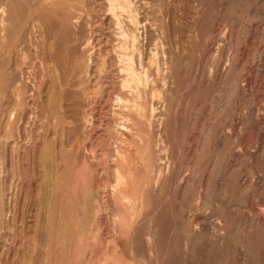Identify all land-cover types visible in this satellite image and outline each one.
<instances>
[{"label":"bare ground","instance_id":"bare-ground-1","mask_svg":"<svg viewBox=\"0 0 264 264\" xmlns=\"http://www.w3.org/2000/svg\"><path fill=\"white\" fill-rule=\"evenodd\" d=\"M153 1L155 2L156 0H153ZM169 1H171V0H168V2ZM186 1L187 0H185V2ZM143 2L145 3V0L144 1L143 0H0V84L5 79V76H4L5 75V69L10 63L11 53L15 52V50L17 49L18 46H21L23 49H24V47H26L27 50H29V56L31 55L32 58H37L41 64L43 63L45 65V68L43 69L45 72L44 73L45 78L43 76L42 82H44L45 85L47 86V90L50 92L51 96H54L56 94L59 95L58 100H57V98L54 97L55 98L54 99L52 97L53 101L56 102V104H57L56 108L53 109L55 111L54 112L52 111L53 113L50 114V113H48V111H46L47 113H44L45 111L44 112L41 111V113H40L41 116L45 118V120L53 121L51 123H54L56 125V127H59L62 130L61 135L63 137V138H61V141H59V139H57L60 142V144H59L60 146L58 148H56V147H55L56 149L51 148L52 143L51 144L49 143L50 145H46L45 148L42 149V151L45 154L43 161H45L44 163H45L46 167L43 166L42 163L40 162L41 165L43 166V168L45 167L44 169H46L45 171H43L44 177L41 176V178H44L42 186L45 189L44 194H46L45 199H44V201H45L44 203H46L47 205L53 204V208H52L53 212H50L51 210H49V213H47L49 215H51V213L53 214L50 217V219L53 217V219H52L53 223L50 227L49 226H48V228L46 227L47 233H45V234L48 236L47 238L49 241V243H48V241L46 240L47 243L49 244V247L45 251V260H46L45 263L46 264H105L107 262V259H108L107 247H108V245H110L109 243L112 239H113L112 241H115L114 246L117 248V251L115 253L116 264H126L129 260H132V262L133 261L137 262L136 264H177L175 252L181 251V244L178 242L177 238L170 241V238H171L170 235H171L172 230L174 231V229H175L177 231V233L179 232L180 234H182L183 237H185L187 246H191L192 245L191 243L198 240L199 234H202V232H205V231L207 232V229L205 228V226H203L202 223H198L197 220H194L192 214H188L186 217V220H184V222L182 224H179V226L176 225L175 228L171 230V225H172V217L171 216H172V211L174 209V205L171 204L170 202H168V200H167V202H164L165 198L164 199H161V198H162V196H164V194H166L168 192V186L169 185L172 186V184H175L176 189L173 191L176 192V194L179 193L182 199L188 198L189 194L191 196V192L194 188L193 180L191 179V177H188L185 173L181 174L179 172V170L178 171L175 170L176 171L175 172L172 169V166L169 167V163L166 160V158L164 156L163 157L161 156V152L165 149V147H163L164 149L162 148V143H161L162 141L159 139V137L156 138V135H154L156 131L152 130V132H151L149 129L148 135L145 138L143 128H141L142 124L140 125L141 122H146L149 126H151V124L153 123V119H154L153 118L154 113L157 111V109L159 111L160 104L163 105L164 102H166L169 106H172L175 98L173 96H170V95L168 96L165 93L166 90L164 92V90L161 89V87L163 88V87H166L167 85H169L166 88H170L171 86L175 85L176 90H175V88H174V90L177 92L180 89H182L183 87H185V86H183L184 85V79L187 76L186 72H185V75H182L180 73V71L178 72V71H176V69L174 70L173 66L169 67V66H167V64L165 66H167L166 68L169 67L168 69H166L165 71H162V69H163L162 68L160 70L158 68V66L163 67V66H161L163 63H160L159 59H158V62L161 65L159 63H157L156 58H155V53H154L155 48H153L154 50L152 49L153 51L150 50V52L149 51L147 52V53H150L149 55L146 53V58L148 56H150V57L148 60H145V51H144V42H143L145 35L141 37L142 33L140 30L146 26V22H147V26H148V21H149L150 17L148 18L145 15V14H147L146 13L147 10H145V6H143L144 5ZM154 2H153V4H154ZM169 3L171 4V2H169ZM186 3H188V1ZM175 4H177L176 1H175ZM181 4H182V2L180 3V5ZM147 6H148V3H147ZM148 7H150V5ZM152 7L154 8V6H151V8ZM178 7L180 8V6H178ZM182 7L184 8V6H182ZM187 8H191V6L190 7L187 6ZM193 8L195 9L196 7H192V10H193ZM200 8H202V7H200ZM196 9H195V11H196ZM220 9H221V7H220ZM247 9H249V8H247ZM180 11H181V9H180ZM193 11H191V12H193ZM197 11H199V10L197 9ZM197 11H196V13L199 14V12H197ZM149 12H152V11L149 10L148 13ZM186 12L188 13V11H186ZM178 13H179V11H178ZM189 13H190V11H189ZM204 14H206V13H204ZM210 14H211V12H210ZM187 15L185 16V18L187 17ZM179 16H181V15L179 14ZM182 16H184V15H182ZM190 16L191 15H189V17ZM204 18H202L204 21H202L201 23H198L196 19L191 20V18H190V20H191L190 25H192V27L198 31V33L195 35L196 37L194 39L191 38L192 46L195 45L197 48H200L203 50V49H206V46L212 44L213 42H218V44L223 45L226 41V39H225L226 34L225 33H226V30L228 29L227 28L228 25L227 26L224 25L221 27L217 24L218 22H216L211 16H210V18H208V17H207V19L205 18L206 20ZM231 18H232V16H231ZM232 19H234V18H232ZM198 21H199V19H198ZM149 22L151 23V21H149ZM152 22H154V21H152ZM155 22L157 23V21H155ZM223 22L225 23V21H223ZM169 23H171V20ZM179 23L181 25V22H179ZM188 23H189V21H188ZM6 24H7V26H6ZM159 24H160V22H159ZM228 24L231 25V22H228ZM230 25L228 27H230ZM11 27H13V28H11ZM165 27H166V25H165ZM150 28H153V27H150ZM172 28L173 27H171V29ZM248 28H250V26ZM17 29H18V31H17ZM151 31H152V29H151ZM228 31H231V29L229 28ZM147 32H149L148 29H147ZM171 32H173V31H171ZM245 32H244V34H245ZM158 33H159V31H158ZM174 33L175 32H173V34ZM177 33H179V32H177ZM148 34L146 36H148ZM160 34H162V33H160ZM227 34H228V32H227ZM151 35L153 36L154 34L152 33ZM178 35H180V33ZM178 35H177V37H178ZM185 35H186V33H185ZM186 36H188V35H186ZM262 36H263V34H262ZM149 37H150V35H149ZM149 37H148V40H149ZM175 37H176V35H175ZM226 37H228V36H226ZM182 38L184 39V37H182ZM244 38H245V36H244ZM185 39L183 41L184 43H186ZM146 41H147V39H146ZM157 41H158V39H157ZM157 41H156V43L154 42V44H157V45H155V47L156 46L159 47L158 43H161V42L157 43ZM245 41H244V43H245ZM149 43L152 44L151 42H149ZM171 43L173 44L174 42H171ZM173 45H175V44H173ZM214 45H216V44H214ZM158 47L156 49L159 50L160 47L159 48ZM187 47L188 46H186V48ZM238 47H239V45H238ZM164 48H166V47H164ZM181 48L182 47H180V49ZM215 48H217V47H215ZM23 49H21V50H23ZM147 49H148V47H147ZM147 49H145V50H147ZM184 49L185 48H183V51H184ZM229 49H231V46ZM158 50H157V52H158ZM171 50H172V48H171ZM260 50H261V48H260ZM231 51H232V49H231ZM19 52H21V51H19ZM24 52H27V51H24ZM163 52L165 53V51H163ZM213 52H216V51H213ZM174 53H175V51H174ZM26 54H28V53H26ZM206 54H205V56H206ZM159 55L160 54L158 52V56ZM158 56H157V58H158ZM183 56H184V54H183ZM187 56H188V53H187ZM235 56H236V54H235ZM240 56H241V54H240ZM160 57L162 58V56H160ZM189 58L191 59V57H189ZM200 58L201 57H199V59ZM199 59L197 60V62L199 61ZM253 59H254V57H253ZM32 60H34V59H32ZM189 60H188V62H189ZM34 61H36V59ZM160 61H161V59H160ZM162 61H164V60H162ZM190 62H192V61H190ZM16 64H18V63L16 62ZM210 64H212V63L210 62ZM173 65H174V63H173ZM206 65L207 64H205V63L199 64V62L196 64V66H193V64H189L188 65V72H187L188 76L191 77V79H194V78H196V76L198 74L202 75ZM40 66H42V65H40ZM31 67L33 68V66H31ZM37 67L39 68V66H37ZM209 67H208V69H210L211 72L212 71L214 72L213 75L215 77L219 76L222 78L224 76L225 72L237 70L238 64L233 61V58L226 51V53L223 55V57L216 60L215 63ZM244 68H246V67H244ZM249 68H250V66H249ZM164 69H165V67H164ZM21 70L18 69L19 73L21 72ZM40 70H42V69H40ZM43 70H42V73H43ZM158 70L161 71V76H158L159 75ZM211 72H208V74ZM13 73H16V72H13ZM29 73H30V71H29ZM37 73H38V71H37ZM233 73L234 72H232V74ZM12 75H14V74H12ZM35 76H37V75H35ZM204 79H205V77H204ZM218 80H219V78H218ZM33 81H35V79H33ZM194 83L191 82L192 85ZM231 83H232V86H231ZM231 83L229 82L227 84L228 85L230 84V87H232L233 92L235 91V92L240 93V94L241 93H247L246 90L250 89L249 86H248V89L245 88V84L242 81L241 77H239V76L235 77ZM30 84H32L34 86V84L32 82ZM192 85L189 86V89H191L190 87ZM28 86H30V85H28ZM41 88L42 87H40V89ZM12 90H13V88H12ZM170 91H172V90H170ZM183 91L185 92L184 89H183ZM183 91H181V92H183ZM232 91L230 93H232ZM248 91H250V90H248ZM167 93H168V89H167ZM39 94H41V93H39ZM247 94H249V92ZM231 95L232 94H229L228 96H231ZM49 96H47V99ZM180 96H182V94ZM188 97H190V95ZM225 97L227 98V96H225ZM262 97L264 98V96H262ZM44 98H46V97L44 96ZM49 98H51V97H49ZM226 98H225V100H226ZM202 101H204V100H202ZM178 102H179V99H178ZM95 103H97V104L100 103L99 107H102L101 103L103 105L105 104L106 108L108 109L107 113L109 114V119H110L109 122H110L111 130L108 129V127H110V126H108L107 129L110 130L109 131V134H110L109 138H111V140H113L114 144H115L114 149L112 146L113 151H115V156L114 155L112 156V159H114V157H115L114 168L110 164L112 166V169H113V175H112L113 178H111V179H113L112 180L113 183L111 185V188H109L110 190L108 191V197H107L108 199L105 197L108 200V202H106V203L109 204V205L107 204L108 205V208H107L108 209V216H107L108 221L105 222V226H106L108 231L107 230L105 231V235H106V232L110 233V237H106V236H108V234L105 236L104 233H102V232H104V230L101 231L102 224H100V223L104 222L105 220L102 219L104 221L99 222L98 219L102 218V217H99V218L97 217L98 216L97 214L100 211V209L101 208L103 209V207H101L103 204L102 203L103 198L101 199V197L104 193L103 191H100V187H102V186L99 184V183H101L103 177H102L101 181L99 182L100 179L98 180V176H97L99 170L102 167H100L101 165L99 164L100 169L97 170L95 168L96 165H94V163L98 159V157H97L98 155L95 156V157H97V159L93 163V165L90 163L87 164V167H88L87 172L88 173L83 172L82 171L83 169H81V172L83 174H81V176H79V172H77V170L79 171V166L81 164L83 165V164L87 163L86 162L87 159L84 156H83L84 159L82 158L81 147L85 146L84 144L86 141V133H89V132H87V126H88L87 123L89 121L91 122V120L93 119V117L91 119L90 115H91V111H92L91 107ZM225 103H227V101ZM35 104H37V103L35 102ZM179 104H180V102H179ZM183 104H184V102H183ZM221 105H223V103H221ZM216 106H217V104H216ZM33 107H35V105ZM211 107L213 108V106H211ZM255 107H256V105H255ZM22 108H23V106H22ZM48 108H49V105H48ZM94 108H95V106H94ZM18 109H20V108H18ZM93 110H96V109H93ZM175 110H177V109L174 108V111ZM218 111L219 110H217V112ZM104 113H105V111H104ZM104 113H100V114H103L105 117ZM234 113H236V111ZM255 114H257V113L255 112ZM229 115H231V114H229ZM248 115L250 116V114H248ZM173 116H172V118H173ZM253 116L254 115H252V118H253ZM39 117H36V118H39ZM157 117H158V115H157ZM163 117L161 116V119L162 118L165 119V116H163ZM212 117L214 118V116H212ZM177 118H178V116H177ZM252 118L250 116L249 120L254 121V119H252ZM244 119H245V116H244ZM255 119H257V118H255ZM32 120H33V118H32ZM99 120H98V123H99ZM169 120L170 119H168L167 123L169 122ZM177 120H179V119H177ZM240 120H241L240 116H238V115L232 116V117L228 118V123L231 125L232 123H234L236 121L240 122ZM247 120H248V118H247ZM223 121L225 123V119ZM100 122H101V120H100ZM103 122H107V121L104 120ZM161 122H159V123L161 124ZM191 122H193V120ZM263 122H264V120H263ZM43 123L44 122H42V125H43ZM164 123H162V124H164ZM173 123H175V121ZM252 123H255V122H252ZM210 124L211 123H209V125ZM216 124L217 123H215V125ZM98 125H100V124H98ZM98 125L95 124V127L96 126L98 127ZM106 125H108V124H106ZM52 126H53V124H52ZM170 126H171V124H170ZM178 126H179V123H178ZM178 126H177V129L179 128ZM93 127H94V125H93ZM104 127H106V126H104V124H103L102 128H104ZM226 129L230 130L231 128L228 129L226 127ZM207 130L208 129L206 127V131ZM92 131H93V129H92ZM157 131H158V129H157ZM214 131H216V130H214ZM43 132H44V130H43ZM103 132H104V130H103ZM59 133H61V131ZM100 133H102V132H100ZM192 133H193V131H192ZM97 134L102 135L103 133L99 134L97 132ZM39 135H37V137ZM98 135L95 137L98 138ZM181 135H183V134H181ZM203 135L204 136H202L201 140L205 139L203 141L207 142L202 147L203 151L207 152L209 149L213 150L214 146L212 147V144L210 142L211 136L209 135V131L205 132ZM226 135L223 134L220 137V139L218 138L220 140L219 142L222 143L221 146H223L227 143V139H226L227 136ZM183 136L185 138V135H183ZM195 136H197V135H195ZM195 136L192 137L193 140H195L194 139ZM198 136H200V135H198ZM34 137L36 140V136H34ZM34 137H32L31 140H33ZM58 137L60 138V136H58ZM88 137L89 136L87 135V139H89ZM217 137H218V133H217ZM228 137L230 138L231 136H229V134H228ZM46 138L44 139L45 141H46ZM49 138L51 139V137H49ZM41 139H42V137H41ZM91 139L93 141V137ZM99 139H101V138H99ZM168 139H169V137H168ZM180 139H181V137H180ZM180 139L178 141L181 142ZM169 140H171V139H169ZM183 140H185V139H183ZM183 140H182V142H184ZM52 141H53V137H52ZM107 141L109 142V139H107ZM173 141H174V139H173ZM230 141H232V140H230ZM47 142H50V141L47 140ZM98 142H99V140H98ZM102 142L100 141L101 145L98 144V145H100V147L102 146ZM104 142H106V139L104 140ZM180 142H178V144L175 143L177 149L179 147L177 145H179ZM182 142L180 143L181 145H183ZM31 143H33V141ZM109 143H111V142H109ZM194 143H196V141ZM231 143H234V142L232 141ZM42 144L43 143H41V145H40V141H39V145L42 146ZM45 144L46 143H44V145ZM193 144L191 141V148L193 147L192 146ZM31 145L33 146V144H31ZM66 145H67V147L69 146V148L72 147L75 150V151L74 150H72V151H74V153L76 155H74V153L69 151V148H67V149L64 148ZM91 145H92V142H91ZM170 145H172V144H170ZM232 145L233 144H231L230 146L232 147ZM36 146H37V143H36ZM93 146L96 147L95 142H94ZM228 146H229V144H228ZM2 147H3V145H2ZM176 147L174 148V152L176 150ZM39 148L41 149L42 147H39ZM89 148L91 149V147H89ZM92 148H94V147H92ZM166 148H168V147L166 146ZM180 148L181 147H179V149ZM35 149L38 150V148H36V147H35ZM225 149H227V148H225ZM236 149L237 148H235V150ZM238 149H239V147H238ZM241 149L244 150V147L243 148L241 147ZM102 150H104V149H102ZM30 151L31 150H29V154L31 155ZM84 151H85V149H84ZM106 151L107 150L102 151V152L107 153ZM109 151H111V150H108V154L111 156L112 153H109ZM182 151H183V149H182ZM192 151H193V149H192ZM164 152H166V151L164 150ZM226 152H227V150H226ZM166 153H164V155H166ZM175 153H173V154H175ZM192 154H193V152H192ZM208 154L209 153H207V157H208ZM238 154H239V152H238ZM32 155H31V157H32ZM37 155H40L41 157L43 156V154L42 155L36 154L34 156H37ZM63 155H66L64 157H68V160L70 159V161H71L69 164H65L64 166L61 165V161L64 159ZM94 155H95V153H94ZM196 155H198V154H196ZM190 156H191V152H190ZM195 156H194V158H195ZM243 156L245 157V155H243ZM33 157H32V159H33ZM103 157H104V155H103ZM221 157H223V156H221ZM225 157H227V156H225ZM42 158H41V161H42ZM87 158H88V156H87ZM174 158L176 160V157H174ZM183 158H184V156H183ZM217 158H219V157H217ZM101 159H102V157H101ZM220 159H219V161H220ZM34 160L35 159H33V161ZM21 161H23V160H21ZM98 161H101V160L99 159ZM219 161H217V162L213 161L214 162V163L212 162L213 166L220 167L221 162L218 163ZM251 161H252V159H251ZM37 162H39V161H37ZM107 162H110V161H107ZM107 162H105V163H107ZM196 162L197 161H195V163ZM101 164H102V162H101ZM34 165L35 164H33V166ZM184 165H185V163H184ZM190 165H193V164L190 162ZM202 165H203V163H202ZM10 166H12V164ZM31 166H32V163H31ZM174 166H175V164H174ZM197 166H198V164H197ZM221 167H222V165H221ZM253 167H254V165H253ZM106 168H107V166H106ZM106 168H105V170H106ZM196 168L197 167H195V169ZM8 169H10V168H8ZM190 169H192V168H190ZM211 170L213 171V169H211ZM166 171L168 172V175L164 174ZM105 172L107 173V170ZM207 172H209V171H207ZM13 173H14V170H13ZM186 173H187V170H186ZM110 174H112V172ZM13 175H12V177H13ZM99 175L101 176L102 174L99 173ZM207 177H208V174H207ZM252 177L254 178L255 176L252 175ZM12 179L13 178H11V180ZM198 179H197V181L201 183L203 181L202 180L203 174H200L198 176ZM219 179H221V178H219ZM8 180H10V179H8ZM255 180H257V179H255ZM218 181H221V180H218ZM104 182L107 183L105 180H104ZM104 182L102 184H104ZM207 182H208V180H207ZM219 185H222V184H219ZM249 186H250V184H249ZM109 187H110V185H109ZM172 187H170V188H172ZM209 187L210 186L208 183H206L205 188L202 187V185H199L198 190H197L195 197H194L196 200V203H199V202L202 203V201L204 200V196H206L208 193ZM210 189H212V188H210ZM224 190H225V188H224ZM100 192H103V193H101V195H100ZM201 199H202V201H199ZM240 199H242V197ZM261 200H262V198H261ZM50 201L52 203L49 204ZM163 203H164L163 208L160 211H158L160 204H163ZM104 205H105V203H104ZM226 205H227V202H226ZM81 206H83V207H81ZM47 208H49V206ZM104 208H105V206H104ZM228 209H230V208H228ZM105 210H106V208H105ZM103 211L104 210H102L101 212H103ZM0 213H2V212L0 211ZM232 214H234V213H232ZM79 216H82V217L79 218ZM210 219L211 218H209V220ZM243 220H245V219H243ZM243 220H242V222H243ZM51 222H50V224H51ZM223 222H221V223H223ZM254 223H256V222H254ZM246 225H248V223ZM5 227H7V226H5ZM238 227H240V226H238ZM243 230H245V228L241 229V233ZM211 231L214 233L213 238H212V242L213 243L220 242L222 237H223V233L225 231L224 227L219 224V226L217 228L211 229ZM239 236H240L239 239H241V234ZM172 237H175V236L172 235ZM249 237L250 236L248 235V238ZM11 239L13 240V238H11ZM235 239L236 238H234V242H235ZM244 240H246L245 235H243V241ZM46 241H45V243H46ZM48 244H46V245L48 246ZM90 244H91V246H90ZM245 245H246V243H245ZM245 245H244V247H245ZM108 248H110V247H108ZM112 253L113 252L111 251V254ZM43 254H44V252H43ZM191 254H192V252H191ZM109 257H111V256H109ZM115 257H113V258H115ZM257 258H259V257H257ZM242 259H243V257H242ZM241 263H243V262H241Z\"/></svg>","mask_w":264,"mask_h":264},{"label":"rangeland","instance_id":"rangeland-1","mask_svg":"<svg viewBox=\"0 0 264 264\" xmlns=\"http://www.w3.org/2000/svg\"><path fill=\"white\" fill-rule=\"evenodd\" d=\"M175 1L177 4H175ZM187 1H188V3H186ZM187 1L185 2V0H171V1H169V2H171V4H170L168 2V0H158V1L156 0L155 2L153 0H145L146 4L143 2V4H144L143 6H145V10H147L146 13L148 14V15L147 14H145V15L148 18L150 17L149 21H151V23L147 20L148 26H147V22H146V26L140 30L142 33L141 37L145 35L144 39H143L144 40L143 42H144L145 60H148L150 57V56H148L150 53H147V52L148 51L150 52V50L155 48V50L154 49L153 50L155 53V58H156L157 63L160 62V63L164 64V65L163 64L161 65L159 63L161 66H163V67L158 66V68L160 70L163 68L162 71H165L169 67L173 66V69L174 70L176 69V71H178V72L180 71V73L182 75H185V72L187 74V76L184 79V85H183L185 87H183L179 91H177V92L175 91L176 90L175 85L171 86L170 88H166L169 85H167L166 87H163V88L161 87V89H163L164 92L166 90L165 93L168 96L170 95V96H173L175 98L172 106H169L166 102H164L165 105L160 104L159 111L157 109V111L154 113L153 118L155 120L153 119V123L151 124V126H149L146 122L140 123V125L142 124L141 128H143L145 138L148 135L149 129L151 132H152V130L156 131L154 135H156V138L159 137V139L162 141L161 142L162 148L165 147V149L164 148L163 149L166 152L168 151L166 153L162 149L163 151L161 152V156L162 157L164 156L166 158V160L169 163V167L172 166V169L174 171L179 170V172L181 174L185 173L188 177H191V179L193 180L194 188L191 192V196L189 194L188 198L182 199L179 193L176 194V192L173 191L176 189L175 184H172L173 187L169 185L172 188H170L168 186V192L166 194H164V196H162V198H161V199L165 198L164 202H167V200H168V202H170L171 204L174 205V209L172 211V216H171L172 217L171 230L174 229L176 225L179 226V224H182L184 222V220H186V217L188 214H192L194 220H197L198 223H202V225L205 226V228L207 229V232L205 231V232H202V234H199V239L196 240L195 242L191 243L192 244L191 246H187L185 237H183L182 234H180L179 232L177 233V231L175 229H174V231L172 230V232H171L170 241L177 238L178 242L181 244V251L175 252L177 264H243V263L244 264H264V243H263L264 242V201H263L264 200L263 199L264 198V182H263L264 181V132H263L264 131V129H263L264 128V122H263V120H264V117H263L264 116V98L262 97V96H264V57H263L264 56V51H263L264 50V0H248V1L247 0H241V1L240 0H211V1L210 0H187ZM153 2H154V4H153ZM181 2L183 5L182 4L180 5ZM147 3H148V6L150 5V7L147 6ZM151 6H154V8L153 7L151 8ZM178 6H180V8ZM182 6H184V8ZM187 6L188 7L191 6V8H187ZM192 7H196L199 11H197L196 8L195 9L197 12H199L200 15L198 13H196L194 8H193V10H194L193 11ZM200 7H202V8H200ZM220 7H221V9H220ZM247 8H249V9H247ZM148 9L152 12L148 13V11H149ZM180 9H181V11H180ZM178 11H179V13H178ZM186 11H188V13L190 11V13L188 14ZM191 11H193V12H191ZM210 12H211V14H210ZM204 13H206V14H204ZM179 14L181 16L182 15H184V16L181 17V16H179ZM185 14L186 15L188 14L186 18H185V16H186ZM189 15H191V16L189 17ZM206 16L208 18H210V16H211L216 22H218L217 24L221 27L224 25L229 26L230 24H228V22H231L230 27L227 26V28L228 29L230 28L231 31H228V29H227L226 33H225L226 34L225 35L226 41L224 43L225 45L224 44L220 45V44H218V42H213L212 44L206 46V49H203V50L200 48H197L195 45L192 46L191 38L194 39L196 37L195 35L198 33V31L195 28H193L192 25H190L191 20L196 19L198 23H201L202 21H204L202 18L205 17L207 19ZM231 16L234 19H232ZM190 18H191V20H190ZM198 19H199V21H198ZM170 20H171V23H169ZM152 21H154V22H152ZM155 21H157V23ZM188 21H189V23H188ZM223 21H225V23ZM159 22L161 25L159 24ZM179 22H181V25ZM165 25H166V27H165ZM6 26H7V24H6ZM249 26H250V28H248ZM150 27H153V28H150ZM171 27H173V28L171 29ZM11 28H13V27H11ZM147 29L149 30V32H147ZM151 29H152V31H151ZM17 31H18V29H17ZM158 31H159V33H158ZM171 31L175 32L176 34L175 33L173 34V32H171ZM177 32H179L180 35H178L179 33H177ZM227 32H228V34H227ZM244 32L246 35L244 34ZM150 33L151 34L153 33L154 35L152 36ZM160 33H162V34H160ZM185 33L188 36H186ZM147 34H148V36H146ZM262 34H263V36H262ZM149 35H150V37H149ZM175 35H176V37H175ZM177 35H178V37L179 36L180 37L178 38ZM226 36H228L229 38ZM244 36H245V38H244ZM148 37H149V40H148ZM182 37H184V39L186 38L185 39L186 43L183 42L184 39ZM146 39H147V41H146ZM157 39H158V41H157ZM156 41H157V43L161 42V43H158L159 47L161 49L158 46L155 47V45H157V44H154V42L156 43ZM244 41H245V43H244ZM149 42H151L152 44H150ZM171 42H174L173 44H175V45H173ZM214 44H216V45H214ZM238 45H239V47H238ZM186 46H188V47L186 48ZM230 46H231V49L233 52L231 51V49H229ZM147 47H148V49H147ZM157 47L159 48V50L156 49ZM164 47H166V48H164ZM180 47H182V48L180 49ZM215 47H217V48H215ZM171 48H172V50H171ZM183 48H185L186 50L184 49V51H183ZM260 48H261V50H260ZM21 49H23V48L21 46H18L17 49L15 50V52L11 53L10 63L5 69V75H4L5 79L0 84V104H1L0 105V211L2 212V213H0V217H1L0 218V243H1L0 244V264H46L45 263L46 262L45 251L49 247V244H48L49 241L47 238L48 236L45 233H47L48 226L50 227L53 223V220H52L53 217L50 219L51 215H53V214L51 213V215H49L47 213H49V210H51L50 212H53V210H52L53 204L52 205L50 204V203H52L51 201L49 202L50 205H47L46 203H44L45 202L44 199H45L46 194H44L45 189L42 186L44 178H41V176L44 175L43 171L46 170V169H44L46 167V165L44 163L45 161H43L45 154L42 151V149L45 148L46 145H50L51 143H52L51 148H55V147L58 148L60 146L59 141H61V138H63V137L61 135L62 130L59 127H56V125L54 123H51L53 121L45 120V118L42 117L40 113H41V111L42 112L45 111L44 113H47L46 111H48V113H50V114L53 113L55 111L53 109H55L56 105H57L56 102L53 101V98L55 97L58 100L59 95L56 94L57 96L56 95L51 96L50 92L47 90V86L45 85L44 82H42L43 76L45 73L43 70L45 68V65L43 63L41 64L37 58H32L31 55H30L31 56L30 57L29 56V50H27L26 47H24L25 50L24 49L21 50ZM145 49H147V50H145ZM157 50L160 54L159 56H158ZM19 51H21V52H19ZM24 51H27V52H24ZM163 51H165V53ZM174 51H175V53H174ZM213 51H216V52H213ZM226 51L233 58V61L238 64V69L234 70V71L225 72L224 76L222 75L223 76L222 78L219 76L215 77L213 75L214 72L213 71L211 72L210 69H208V67L213 65L216 60L223 57V55L226 53ZM26 53H28V54H26ZM146 53L148 54L147 58H146ZM187 53H188V56H187ZM183 54H184V56H183ZM205 54H206V56H205ZM235 54H236V56H235ZM240 54H241V56H240ZM156 55L158 56V58ZM160 56H162L163 59ZM189 57H191V59ZM199 57H201V58L199 59ZM253 57H254V59H253ZM31 58L34 60L36 59V61L32 60ZM158 59H159V62H158ZM160 59H161V61H160ZM198 59H199V61H198L199 64L205 63V64H207L206 65L207 68L205 67L203 74L202 75L198 74L196 76V78H194L195 79L194 80L188 76V73H187L188 72V65L193 64V66H196V64L198 63L197 62ZM162 60H164V61H162ZM188 60H189V62H188ZM190 61H192V62H190ZM16 62L18 64H16ZM210 62L212 64H210ZM173 63H174V65H173ZM39 64L42 66H40ZM166 64H167V66H169L168 68H166L167 67V66H165ZM31 66H33V68ZM37 66H39V68ZM249 66H250V68H249ZM164 67H165V69H164ZM244 67H246V68H244ZM18 69L19 70L22 69L20 73H19ZM40 69L43 70V73H42V70H40ZM160 70H158V74H159L158 76H161ZM29 71H30V73H29ZM37 71H38V73H37ZM13 72H16V73H13ZM208 72H211V73L208 74ZM232 72H234L235 74L233 73L234 74L233 75ZM12 74H14V75H12ZM35 75H37V76H35ZM237 76L241 77L242 81L245 84L246 89H248V86H249L250 89H248V90H250V91L246 90L247 93L249 92V94H247V93H241L240 94V93H237L235 91L233 92L232 87H230V84L229 85L227 84L229 82L231 83L232 80ZM204 77H205V79H204ZM44 78H45V76H44ZM218 78H219V80H218ZM33 79H35V81H33ZM31 82L34 84V86L32 84H30ZM191 82H193V83L195 82V83L192 85ZM28 85H30V86H28ZM190 85H192L190 87L191 89H189ZM231 86H232V83H231ZM40 87H42V88L40 89ZM12 88H13V90H12ZM174 88H175V90H174ZM167 89H168V93H167ZM183 89L185 90V92L183 91ZM170 90H172L173 92ZM181 91H183V92H181ZM231 91H232V93H230ZM39 93H41V94H39ZM181 94H182V96H180ZM229 94H232V95L228 96ZM189 95H190V97H188ZM44 96L46 98H44ZM47 96H49L51 98L48 97V99H47ZM225 96H227L228 99ZM225 98H226V100H225ZM178 99H179L180 104L182 103L181 105L179 104ZM202 100H204V101H202ZM34 101L37 104L38 103L39 104L38 105L35 104ZM182 101L184 102V104ZM226 101H227V103H225ZM221 103H223V105H221ZM96 104L97 103L93 104L95 106V108L92 105V107H91L92 111H91V115H90L91 119H92V117H93V119L95 118L94 119L95 121L92 119L91 122L89 121L90 123L89 122L87 123V125H88L87 126V132L90 133L92 131V129H93V131L90 134L86 133V141L84 144L85 146L81 147L82 158L84 156L87 159L86 160L87 163L83 164V165L81 164L79 166V171L77 170V172H79V176H81V174H83L81 172V169H83L82 170L83 172L88 173L87 172V170H88L87 164L90 163L93 165V163L96 161V159L98 157V159L96 161L97 163L96 162H95L96 164L94 163V165H96L95 168L97 170H99L100 167H102L97 174L98 180L100 179L99 180V182H100L102 177H103V179L105 178L104 180L108 183V184L105 183L103 179H102L101 183H99L102 186V187H100V191L104 192V193L100 192V195H101V193H103V195L101 197V199L103 198L102 199L103 204L101 206V207H103V209L101 208L99 211L102 215L99 212L97 214L98 218L102 217V218L98 219L99 222H102L105 220L104 222L100 223V224H102L101 231L104 230V232H102V233H104V235H105V231L107 230V228L105 226V222L108 221L107 220L108 219V217H107L108 216V209L107 208L109 205L106 202H108L107 197H108V191L110 190L109 188H111V185L113 183L112 182L113 179H111V178H113L112 177V175H113L112 166L114 168L115 157H114V159H112V156L113 155L115 156V151H113L115 144H114V141L111 140V138H109V135H110L109 131L111 130V126H110V122H109L110 121L109 114L107 113L108 109L106 108L105 104L103 105L101 103L102 107H99L100 103L97 105ZM216 104H217V106H216ZM34 105H35V107H33ZM48 105H49V108H48ZM255 105H256V107H255ZM22 106H23V108H22ZM211 106H213V108ZM17 107L20 109H18ZM174 108L177 110L174 111ZM93 109H96V110H93ZM217 110H219V111L217 112ZM104 111H105V113H104ZM235 111H236V113H234ZM255 112L257 114H255ZM100 113H104L105 117L103 114H100ZM217 113L218 114L220 113V114L218 115ZM229 114H231V115H229ZM248 114H250L251 118H252V115H254L252 118V119H254V121L249 120L250 116ZM157 115H158V117H157ZM160 115L162 117L165 116V119H163L164 117L161 119ZM237 115L241 117L240 122L236 121V122L232 123L231 124L232 126H231L228 123V118H230L232 116H237ZM172 116H173V118H172ZM177 116H178V118H177ZM212 116H214V118ZM244 116H245V119H244ZM36 117H39V118H36ZM246 117L248 118V120ZM32 118H33V120H32ZM255 118H257V119H255ZM99 119L101 120L102 123L100 122ZM168 119H170V120L167 123ZM177 119H179V120L181 119V120L179 121ZM224 119H225V123L223 121ZM98 120H99V123H98ZM102 120L103 121L105 120L107 122H103ZM192 120H193V122H191ZM174 121H175V123H173ZM176 121L179 123V126H178V123ZM42 122H44L43 125H42ZM159 122H161V124ZM252 122H255V123H252ZM105 123L108 125H106ZM162 123H164V124H162ZM169 123L171 124V126ZM209 123H211L212 125L211 124L209 125ZM215 123H217V124L215 125ZM52 124H53V126H52ZM95 124L96 125L100 124V125H98V127L97 126L95 127ZM103 124L106 127L102 128ZM93 125L95 128L93 127ZM108 126H110V127H108ZM177 126L179 128L181 127L180 129L178 128L180 131L177 129ZM107 127L110 130H108ZM206 127L208 129L207 131H209V135L211 136L210 142L212 144V147L214 146L213 150L209 149L207 152L203 151V148H202L203 145H205L207 142L203 141L205 139L201 140L202 136H204L203 134L205 132H207ZM226 127L228 129H230V128L231 129L227 130ZM157 129H158V131H157ZM43 130H44V132H43ZM103 130H104V132H103ZM214 130H216V131H214ZM60 131H61V133H59ZM96 131L99 134H102V133L103 134L98 135ZM192 131H193V133H192ZM100 132H102V133H100ZM217 133H218V137H217ZM227 133L229 134V136H231L230 138L228 137ZM181 134L185 135V138ZM223 134L224 135L227 134L226 135L227 136L226 137L227 143L225 145L221 146L222 143L219 142L220 141L219 139ZM37 135H39L40 137L39 136L37 137ZM87 135L89 136L88 137L89 139H87ZM97 135H98V138L95 137ZM195 135H197V136H195ZM198 135H200V136H198ZM34 136H36V140L38 142L35 140ZM43 136L45 138L47 137L46 141L44 140L45 138ZM58 136H60V138ZM194 136H195V138H194L195 140L192 139V137H194ZM32 137H34L33 140H31ZM41 137H42V139H41ZM49 137H51V139ZM52 137H53V141H52ZM92 137H93V141L91 139ZM168 137L171 140H169ZM180 137H181V139H180ZM99 138H101V139H99ZM57 139H59V141ZM97 139L99 140V142ZM105 139H106V142H104ZM107 139H109V142H111V143H109L107 141ZM173 139H174V141H173ZM179 139L181 140V142L183 139H185V140H183L184 142H182L183 145L180 144L181 142L178 141ZM47 140L50 142H47ZM230 140H232L234 143H231L232 141H230ZM30 141L31 142L33 141V143H31ZM39 141H40V145H41V143H43L42 146L39 145ZM100 141L101 142L103 141L101 147H100V145H101ZM191 141H192V144L196 141V143H194L192 145L194 148L193 147L191 148ZM91 142H92V145H91ZM94 142H95L96 147L93 146ZM178 142H180V143L177 146L181 147L180 149H179V147L177 149V147L175 145V143L178 144ZM36 143H37V146H36ZM44 143H46V144L44 145ZM31 144H33V146ZM98 144H100V145H98ZM170 144H172V145H170ZM228 144H229V146L231 144H233L234 146L232 145V147L231 146L229 147ZM2 145H3V147H2ZM112 146H113V149H112ZM166 146L168 148H166ZM35 147L38 148L39 151L36 150ZM39 147H42V148L40 149ZM89 147H91V149ZM92 147H94V148H92ZM175 147L177 150V151L175 150L176 153L174 152ZM238 147H239V149H238ZM241 147L242 148L244 147V150H242ZM64 148L67 149V148H69V146L67 147V145H66ZM71 148H69V151L74 153L75 150L73 148L72 149ZM83 148L85 149V151ZM225 148H227V149H225ZM235 148H237V149L235 150ZM102 149H104V150H102ZM182 149H183V151H182ZM192 149H193V151H192ZM29 150H31L30 151L31 155L33 154L32 157L36 154H41V155L43 154V156H42L43 158L40 155H37V156L33 157V159H35L33 161L31 155L29 154ZM72 150H74V151H72ZM105 150H107L106 151L107 153L102 152ZM108 150H111V151H109V153H112L111 156L108 154ZM226 150H227V152H226ZM172 152L175 154H173ZM190 152H191V156H190ZM192 152H193V154H192ZM238 152H239V154H238ZM94 153H95V155H94ZM164 153H166V155H164ZM207 153H209L208 157H207ZM196 154H198V155H196ZM74 155H76V154L74 153ZM103 155L105 158L103 157ZM182 155L184 156V158ZM243 155H245V157ZM64 156H66V155H63V157ZM87 156H88V158H87ZM95 156H97V157H95ZM194 156H195V158H194ZM221 156H223V157H221ZM225 156H227V157H225ZM101 157L103 160L101 159ZM174 157H176V160ZM217 157H219V158H217ZM41 158H42V161H41ZM99 159L101 161H98ZM219 159H220V161H219ZM251 159H252V161H251ZM21 160H23V161H21ZM37 161H39V162H37ZM107 161H110V162H107ZM195 161H197V162L195 163ZM213 161L214 162L219 161L218 163L221 162L220 167L213 166V163H214ZM40 162L42 163L43 166H45L44 168ZM70 162L71 161H70V159L68 160V157H64V159L61 161V165L64 166L65 164H69ZM101 162H102V164H101ZM105 162H107V163H105ZM190 162L194 166L190 165ZM31 163H32V166H31ZM184 163H185V165H184ZM202 163L204 166L205 165L206 166L204 167L202 165ZM11 164H12V166H10ZM33 164H35V165L33 166ZM174 164H175V166H174ZM197 164H198V166H197ZM221 165H222V167H221ZM253 165H254V167H253ZM106 166H107V168H106ZM189 167L192 169H190ZM195 167H197V168L195 169ZM8 168H10V169H8ZM105 168L107 170V173L105 172L106 171ZM185 169L187 170V173H186ZM211 169H213V171ZM13 170H14V173H13ZM207 171H209V172H207ZM111 172H112V174H110ZM166 172L164 174L168 175V172L167 173ZM99 173L102 175L100 176ZM200 174H203L202 180L204 181L203 182L201 180L202 181L201 183L197 181L198 176ZM207 174H208V177H207ZM12 175H13V177H12ZM252 175H254L255 177L253 178ZM11 178H13V179L11 180ZM219 178H221V179H219ZM8 179H10V180H8ZM255 179H257V180H255ZM207 180H208V182H207ZM218 180H221V181H218ZM103 182H104V184H102ZM206 183H208L210 186L208 189V193H207L208 196L207 195L204 196L203 201H202V199L199 200V201H202V203L201 202L196 203V200L194 197H195V194L198 190V187H199V185H202V187L205 188ZM219 184H222V185H219ZM249 184H250V186H249ZM109 185H110V187H109ZM223 187L225 188V190ZM210 188H212V189H210ZM239 197L240 198L242 197V199H240ZM261 198H262V200H261ZM226 202H227V205H226ZM104 203H105V205H104ZM163 205H164V203L160 204L161 208L159 207L160 209L158 208V211H160L163 208ZM48 206H49V208H47ZM104 206H105L106 210H105ZM81 207H83V206H81ZM228 208H230V209H228ZM102 210H104V211L101 212ZM232 213H234V214H232ZM81 217L82 216H79V218H81ZM209 218H211V219L209 220ZM102 219H104V220H102ZM241 219L242 220L245 219V220H243V222H242ZM49 221L51 222V224ZM221 222H223V223H221ZM254 222H256L257 224ZM247 223H248V225H246ZM219 224L224 227L225 231L223 233V237H222L221 241L218 243H213L212 238H213L214 233L211 231V229L217 228L219 226ZM5 226H7V227H5ZM238 226H240V227H238ZM242 228L243 229L245 228V230H243L241 233ZM107 234H108V236H106ZM240 234H241V239H239ZM106 235H105L106 237H110V233L106 232ZM172 235L175 237H172ZM243 235L246 236V240H244V241H243ZM248 235L250 236L249 238H248ZM11 238H13V240ZM234 238H236L235 242H234ZM46 240L48 241V243ZM112 240L109 243L110 245H108V247H110V248L107 247L108 259H107V262L105 264H108V263L109 264H112V263L116 264L115 253L117 251V248L114 246L115 241H112ZM45 241H46V243H45ZM245 243H246V245H245ZM46 244H48V246ZM91 244H90V246H91ZM244 245H245V247H244ZM111 247L112 248L114 247V248L112 249ZM109 249L113 252L112 254H111V251ZM43 252H44V254H43ZM191 252H192V254H191ZM109 256H111V257H109ZM113 257H115V258H113ZM242 257H243V259H242ZM257 257H259V258H257ZM131 262H132V260H129L126 264H136L137 263L135 261H133L134 263L133 262L131 263ZM241 262H243V263H241Z\"/></svg>","mask_w":264,"mask_h":264}]
</instances>
